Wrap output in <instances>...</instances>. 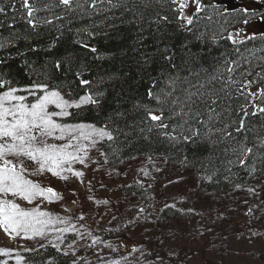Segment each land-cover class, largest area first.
I'll return each mask as SVG.
<instances>
[{
    "label": "trees",
    "instance_id": "obj_1",
    "mask_svg": "<svg viewBox=\"0 0 264 264\" xmlns=\"http://www.w3.org/2000/svg\"><path fill=\"white\" fill-rule=\"evenodd\" d=\"M196 2L185 20L181 0H0V95L82 100L65 122L103 132L109 168L155 158L213 193L263 181L264 35L229 34L264 24V0Z\"/></svg>",
    "mask_w": 264,
    "mask_h": 264
},
{
    "label": "rangeland",
    "instance_id": "obj_2",
    "mask_svg": "<svg viewBox=\"0 0 264 264\" xmlns=\"http://www.w3.org/2000/svg\"><path fill=\"white\" fill-rule=\"evenodd\" d=\"M181 5L190 20L196 0ZM34 96L0 95V264H264V180L213 193L155 158L106 167L103 132L65 122L82 100ZM42 248L61 256L30 257Z\"/></svg>",
    "mask_w": 264,
    "mask_h": 264
}]
</instances>
